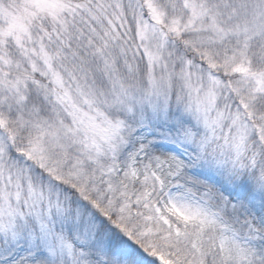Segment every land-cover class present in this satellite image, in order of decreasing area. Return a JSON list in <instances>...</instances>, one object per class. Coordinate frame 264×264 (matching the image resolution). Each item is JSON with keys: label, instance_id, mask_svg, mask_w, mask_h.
<instances>
[{"label": "snow or ice", "instance_id": "snow-or-ice-1", "mask_svg": "<svg viewBox=\"0 0 264 264\" xmlns=\"http://www.w3.org/2000/svg\"><path fill=\"white\" fill-rule=\"evenodd\" d=\"M0 264H264V0H0Z\"/></svg>", "mask_w": 264, "mask_h": 264}]
</instances>
